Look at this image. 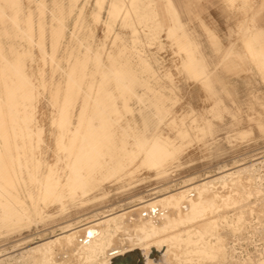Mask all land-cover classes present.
<instances>
[{
  "label": "rangeland",
  "instance_id": "rangeland-1",
  "mask_svg": "<svg viewBox=\"0 0 264 264\" xmlns=\"http://www.w3.org/2000/svg\"><path fill=\"white\" fill-rule=\"evenodd\" d=\"M110 1H104L102 13L96 20L94 12L99 7L98 0H18V8L15 12L6 7L3 14L0 15V50H2L0 51V58L4 54L9 61H15L17 57L24 55L26 63L22 70L23 73H20L23 74L22 77L18 74L15 75L10 68L11 72L4 69L7 66L0 60V74L4 79L0 82V91H2L0 94L4 91L5 100H7H4L2 94L5 117L4 115L0 116V120L5 123L8 117V125L5 123L4 126L11 128L6 127V131L9 129V134L11 133L12 136L16 132H20L21 128H25L26 133L31 136L33 134L32 142L28 143L33 144L35 151L37 150L35 156L39 159L40 164L36 170L32 167L29 168L33 169L32 171L39 176L42 172H48L47 166L52 165L55 174L61 173L63 175L59 182L64 195L67 197L64 205L59 202L47 204L43 200L39 201L43 215L33 217L30 220L25 217L21 225L7 226L0 221V264H43L44 261V264H50L53 261L46 256L47 248L44 247L43 250L33 248L37 244L47 241V238L52 235L63 234L64 232H61L65 228L71 233L74 229L78 230L85 227L87 221L105 218L106 216L114 217L125 210L147 205L146 202L148 203L155 198L158 199L164 194L175 193L180 189L217 178L225 172H240V168L245 169L250 165L246 171L250 168L255 169L257 173L255 174L260 175L261 182L264 183V57L262 58L257 51L263 49L264 54V0H156L159 20L163 25L159 33H156L158 36L154 32L153 34L148 32L150 37L143 34L141 35L142 42L138 43H134L132 40V28L121 24L123 23L121 16L116 21L108 16ZM2 3L6 5L4 1ZM170 7H172V11ZM61 10L63 14H61ZM30 26L32 30L29 31ZM56 38L58 39L57 43L55 42ZM184 41L185 43H183ZM192 42L195 44L194 46ZM55 43L56 45H54ZM53 52L54 54H52ZM87 55L90 58L83 66L88 73H93V77L90 74L87 76L83 93H86L87 85L93 86L95 90L91 93L94 97H89L88 101L85 102L84 112L81 116V127L84 133L82 142L84 140L83 144L90 142L94 145H91L90 148L96 146L98 151L93 149L85 154L83 152L85 145H83L84 147L80 145V150L75 153L74 157L66 150L60 149L55 139L61 130H59L61 127L59 120L64 119L70 109L73 115L78 114L82 109L84 98L81 95L74 103V97L71 95L72 89L69 90L74 81L73 78L69 79L68 72L72 67L71 64L74 63V58L84 61ZM198 58H202V61H198ZM1 68L3 71L6 70L5 74ZM122 69L123 72H121ZM12 74L16 77L15 81L18 82H13ZM127 74H131L133 77L131 78V75ZM4 76H7L6 79ZM9 80L11 86L8 84ZM96 83H101V85H96ZM7 85L8 87H5ZM125 85L126 87H124ZM127 85H132V87L128 86V89ZM14 87L15 90H13ZM7 90L11 94L14 91L15 99L13 95L10 97L9 92L7 94L9 93L10 99L7 97ZM27 93L31 95V100L35 106L32 123L30 122L32 116L26 113L23 99ZM137 93H146L145 98L141 100L137 97ZM33 94L34 98L32 97ZM99 97L101 98L99 99ZM95 98L101 102L97 99L95 101ZM11 99L14 100H12L13 103ZM13 107L14 109L11 110ZM126 107L134 109L133 112L127 111ZM74 118L76 120V116ZM173 118H176L177 123H172ZM27 123H31V130L26 128ZM88 123L91 125L90 129H88L89 127L86 128ZM184 126L192 134L187 143L178 137V129ZM242 132H247V134L241 135ZM0 133V136L2 135L1 141L3 139L1 128ZM142 134L147 138L162 135L164 138L166 137L165 139L169 137V141L178 144L177 147L180 150L173 152L172 155L169 153L168 158H165L166 160L163 162L164 172L163 170L158 171L159 169L153 166L143 164L150 161L146 156L150 154L151 151L147 153L150 148L154 150L157 149L154 148L157 146L158 151L160 148L157 144L154 146L155 143L145 144V141L136 138ZM40 135L41 137H38ZM111 137L113 140L110 139ZM123 138L125 142L129 143V147L136 151L137 157L135 156L136 159L133 161H128L129 164H126V169L121 171L122 177H116L117 175L113 176V173H115L114 169L118 167L119 159L122 160L121 147L118 146L123 144ZM113 142L118 145L117 148L112 147ZM109 144L111 145L109 146ZM144 146V150L147 149L146 152L143 150ZM148 146L151 147L148 149ZM112 153L114 157L109 156ZM76 155H79V158ZM102 156H104L103 159ZM70 159L72 160L71 164L68 161ZM21 161L22 163L26 162L24 154H22ZM107 164L110 167L108 169ZM103 165L105 168L101 167ZM68 166L70 167L68 168ZM21 167L24 170L27 168L26 164H21ZM77 168L79 171L76 170ZM221 168L222 170H220ZM79 172L100 174L98 178L103 180L102 185L90 195L91 197L96 196V198L71 200L72 194L69 192V188L78 187L79 184L77 183H80L78 182ZM65 174L67 175L65 176ZM24 181H28V178H25ZM39 182L40 179L38 178L37 185ZM226 185L224 187L227 188L225 189L227 192H217L211 201H203L202 195L198 196L197 199L199 200L195 199V209L192 214L187 215L185 211L182 213L171 211L173 215L167 220L163 219L164 223L168 221V225L166 223L164 227L159 226L158 228L156 225L142 223L141 227H147L144 230L149 232L150 229L148 235L142 236L141 233H138L137 237L141 238L138 240L136 235L129 231L125 232V234L128 233V236L125 237L128 240L136 238L134 243H142L143 240L157 236L160 230L164 229L163 231H165V227H168L166 231H171L169 234L176 230L177 233L175 231L174 233L179 235L170 241L172 247L176 245L174 248H181L180 253L176 252L179 255L174 253L178 264H220V262L221 264H226L225 262L227 264L231 262L232 264H260V260L264 258V193L257 192L256 195L247 197V194L242 193L243 190L239 185L240 188L236 185L232 187L229 184ZM217 195L220 197L218 198ZM138 196H141L140 199ZM184 199L176 198L171 204H176L179 207L185 202ZM2 207L3 204L0 202V208ZM223 207L226 210H223ZM219 209L224 212L219 214L217 212ZM206 212L210 213L212 219L214 216L213 220L216 221L213 222V227L216 230L214 228L205 229V232H202L204 231L202 228L201 231L199 230L197 221L208 217L204 214ZM67 224L70 225L67 226ZM140 224L141 222L136 225L137 230L141 228ZM148 225L154 228L148 229ZM171 225L175 228L173 229ZM178 226L181 231H179ZM186 226L189 228L187 229ZM245 229L248 230L247 233ZM155 231L159 232L156 233ZM193 231L195 235H193ZM206 231L214 232L216 235L211 232L206 233ZM116 237L118 234L112 237V245ZM103 240L105 241V238ZM210 241L212 242L210 243ZM167 243L169 241L165 242V244ZM139 245L141 244L139 243ZM182 245L184 248L181 247ZM193 247H196L195 250ZM28 250L30 253H27ZM229 252H232V256H229ZM101 254L105 255V252L104 254L101 252ZM221 258L222 260H220ZM181 259L184 260L181 262ZM191 259L193 260L191 261ZM62 260L60 263L65 264L67 262V260H63L64 262ZM54 261L59 262L58 258H55ZM187 261L189 262L187 263Z\"/></svg>",
  "mask_w": 264,
  "mask_h": 264
},
{
  "label": "bare ground",
  "instance_id": "bare-ground-1",
  "mask_svg": "<svg viewBox=\"0 0 264 264\" xmlns=\"http://www.w3.org/2000/svg\"><path fill=\"white\" fill-rule=\"evenodd\" d=\"M5 2L6 5H4ZM105 0H98V5L99 7H97L98 9L94 12V18L95 20L100 17L102 10H103V3ZM166 2V1H165ZM108 3V2H107ZM110 9L107 11V14H109L108 16H110L111 19H113L114 21L117 20V18H119V16H121L122 18V22L121 24H123V26H130L132 28V33H133V42L134 43H138L141 41V35H146L149 36L148 32L152 33L154 32V34L156 36H158L157 34L159 33L161 27H162V22L159 20V12L157 10V5H156V0H111L110 1ZM41 4V3H40ZM167 4V2H166ZM78 5V4H76ZM165 6V5H164ZM168 6V5H167ZM166 6V7H167ZM6 7H8L9 9H11V11L15 12L18 8V0H0V15L3 14V12L5 11ZM71 7V6H70ZM87 7V5H86ZM109 8V6H108ZM169 8V7H168ZM171 11H172V7ZM175 8V7H174ZM40 10V9H39ZM82 10V9H81ZM29 13V12H28ZM174 13V12H173ZM176 13V12H175ZM39 14V13H38ZM61 14H63L62 10H61ZM90 14V13H89ZM167 14V13H166ZM30 15V14H29ZM168 15V14H167ZM171 15V14H170ZM178 15V14H177ZM13 16V15H12ZM92 16V15H91ZM173 16V15H172ZM11 17V16H10ZM9 17V18H10ZM60 17V16H59ZM16 18V17H14ZM100 19V18H99ZM26 20V19H25ZM80 20V19H79ZM175 20V17H174ZM18 21V20H17ZM38 21V20H37ZM120 21V19H119ZM177 21V19H176ZM175 21V22H176ZM100 22V21H99ZM32 23V22H31ZM39 23V22H38ZM116 23V22H115ZM180 23V22H179ZM15 24H17V22L15 21ZM29 25V24H28ZM95 26V24H93ZM181 25V24H180ZM115 26V25H114ZM28 27V26H27ZM119 27V26H118ZM181 27V26H180ZM41 28V26H40ZM62 28V27H61ZM95 28V27H94ZM106 28V27H105ZM174 28V27H173ZM34 29V28H33ZM172 29V28H171ZM170 29V31H171ZM32 30V27L30 26L29 31ZM112 30V29H111ZM182 30V29H181ZM24 31V30H22ZM60 31V30H59ZM58 31V32H59ZM67 31V30H66ZM179 31V30H178ZM211 31V30H210ZM25 32V31H24ZM23 32V33H24ZM163 32V31H162ZM183 32V31H182ZM199 32V31H198ZM131 33V31H130ZM157 33V34H156ZM166 33V32H165ZM54 34L56 35V33L54 32ZM183 34V33H182ZM186 34V33H185ZM184 34V36H185ZM197 34V33H196ZM21 35V34H20ZM58 35V34H57ZM120 35V34H119ZM130 35V34H129ZM189 35V34H187ZM32 36V35H31ZM42 36V35H41ZM44 36V35H43ZM59 36V35H58ZM72 36V35H71ZM199 36V35H198ZM150 37V36H149ZM155 37V36H154ZM178 37V36H177ZM176 37V38H177ZM186 37V36H185ZM42 38V37H41ZM57 39V38H56ZM148 39V38H146ZM161 39V38H160ZM153 40V39H152ZM189 41V40H188ZM187 41V43H189ZM191 41V40H190ZM56 43L58 42V39L55 41ZM83 42V41H82ZM132 42V43H133ZM142 42V41H141ZM56 43L54 45H56ZM185 43V41L183 42ZM193 43V42H192ZM1 44V43H0ZM88 44V43H87ZM112 45V44H111ZM163 45V44H162ZM185 45V44H184ZM195 44L193 43V46ZM89 46V45H88ZM191 46V45H190ZM197 46V45H196ZM1 47V46H0ZM53 47V46H52ZM188 47V46H187ZM192 47V46H191ZM250 48V46H248ZM55 48V47H54ZM53 48V49H54ZM198 48V47H197ZM52 49V51H53ZM56 49V48H55ZM78 49V48H77ZM84 49V48H83ZM194 49V47H193ZM90 50V49H89ZM187 50V49H186ZM251 50V49H250ZM263 49H259L257 50L259 55L263 58L264 54L262 52ZM2 51V50H0ZM4 51V49H3ZM29 51V50H28ZM189 51V50H188ZM199 51V50H198ZM255 51V50H254ZM195 52V51H194ZM193 52V53H194ZM1 53V52H0ZM179 53V52H178ZM192 53V54H193ZM252 53V52H251ZM54 54V52L52 53ZM98 54V53H97ZM190 54V55H192ZM23 55V54H20ZM194 55V54H193ZM257 55V54H256ZM258 55V56H259ZM50 56V55H49ZM53 56V55H52ZM195 56V55H194ZM257 56V57H258ZM68 57V56H67ZM98 57V55H97ZM152 57V56H151ZM189 57V56H188ZM193 57V56H192ZM196 57V56H195ZM86 58V60H85ZM84 58V61H81L80 59L74 58L75 60L73 61V65L71 64V69L68 72V76L69 79L73 78V85L71 86V88L69 90L72 89V93L71 95H73L74 97V103L77 102V99L79 97L84 98V102L82 104V109H80L78 114L73 115L72 110L70 109L69 113H67L66 117L64 119H62L61 121L59 120V125L61 126L59 128L60 132L59 134L55 135L56 137V141H57V145L60 149L62 150H66L68 153H70L71 156L75 157V153L79 152V146L80 145H85L84 151L85 154H87L90 150L92 151L97 150L96 146L93 147L92 149L90 148L91 144L90 142L84 143L82 142V138H83V128L81 127L82 125V121H81V116L83 115L84 112V105L85 102H87L88 98H93L94 95H91L92 91L95 90L93 89V86L89 87V85H87V91L86 93H83L84 91V84L86 83L85 80L87 79V76L90 74L86 71L85 66H83L84 64H86L87 59L90 58L89 55H87V57ZM140 58V57H139ZM190 58V57H189ZM256 58V57H255ZM253 58V59H255ZM28 59V58H27ZM145 59V58H144ZM192 59V58H190ZM197 59V58H196ZM199 59V58H198ZM1 62H3V64H5L7 67L4 69H8L9 68L13 71V73L18 74L19 76L21 75L23 77V73L22 70L23 68L26 66L25 63V59H24V55L17 57L15 59V61H9L4 54L1 55L0 58ZM61 60V59H60ZM63 60V59H62ZM113 60V59H112ZM202 61V58L199 59L198 61ZM145 61V60H143ZM156 61V60H154ZM197 61V60H196ZM129 62V61H128ZM37 63V62H36ZM61 63V62H60ZM97 63V62H96ZM196 63V62H195ZM262 63V62H261ZM2 64V63H1ZM148 64V62H147ZM202 64V63H201ZM126 65V64H125ZM197 65V64H196ZM203 65V64H202ZM258 65V63H257ZM87 66V65H86ZM150 66V65H149ZM148 66V67H149ZM198 66V65H197ZM5 67V66H4ZM67 67V66H66ZM99 67V65H98ZM155 67V66H154ZM125 68V67H124ZM144 68V67H143ZM153 68V67H151ZM120 69V68H119ZM197 69V68H196ZM201 69V68H200ZM1 70L3 71V69L1 68ZM5 70V71H6ZM11 70H9L11 72ZM199 70V68H198ZM5 71L4 74L6 73ZM128 71V70H127ZM133 71V70H132ZM200 71V70H199ZM123 72V69L122 71ZM126 72V71H125ZM155 72V71H154ZM153 72V74H154ZM205 72V71H204ZM9 73V72H8ZM52 73V72H51ZM98 73V72H97ZM101 73V72H100ZM114 73V71H113ZM152 73V72H151ZM199 73V72H198ZM203 73V71H202ZM33 74V73H32ZM96 74V73H95ZM103 74V73H101ZM121 74V73H120ZM168 77H169V72L167 73ZM206 74V72H205ZM11 75V74H9ZM13 75V74H12ZM93 73L90 74V76H92ZM119 75V74H118ZM122 75V74H121ZM127 75H131V74H127ZM165 75V74H164ZM8 76V75H7ZM7 76H4L7 77ZM18 76V77H19ZM155 76V75H154ZM161 76V75H160ZM171 76V75H170ZM205 76V75H204ZM3 76H1L0 74V82L4 79H2ZM14 77V75H13ZM93 77V76H92ZM133 76L131 75V78ZM152 77V75H151ZM9 78V76H8ZM14 77V81L12 79V81L14 83L18 82L15 81ZM30 78V77H29ZM105 77H103V80ZM130 78V79H131ZM161 78V77H160ZM6 79V78H5ZM10 79V78H9ZM153 79V78H152ZM151 79V80H152ZM166 79V78H165ZM18 80V79H17ZM103 80H100V82H103ZM138 80V78H137ZM123 81V80H122ZM131 81V80H130ZM149 81V79H148ZM7 82V80H6ZM11 81L9 80V85L11 86ZM70 82V81H69ZM91 82V81H90ZM99 82V81H98ZM133 82V80H132ZM131 82V83H132ZM156 82V81H155ZM26 83V82H25ZM63 83H65L63 81ZM68 83V82H67ZM144 83V82H143ZM148 83V82H147ZM6 84V83H5ZM99 83H96V85H98ZM125 84V83H124ZM130 84V83H129ZM134 84V83H133ZM13 85V84H12ZM24 85V84H23ZM95 85V83H94ZM101 85V83L99 84ZM160 85V84H159ZM178 85V84H177ZM15 86V85H14ZM128 86L132 85H127V88L129 89ZM1 87V86H0ZM5 87H8L5 86ZM16 87V86H15ZM15 87L13 90H15ZM126 87V85L124 86ZM135 87V86H134ZM155 87V86H154ZM3 88V85H2ZM17 88V87H16ZM94 88H97L96 86H94ZM122 88V87H121ZM150 88V87H149ZM170 88V87H169ZM168 88V90H169ZM99 89V88H98ZM2 90V89H1ZM4 90V89H3ZM9 90V89H8ZM6 91V95H8L10 92ZM18 90V89H16ZM21 90V89H20ZM135 90V89H134ZM165 90V89H164ZM23 91V90H22ZM124 91V90H123ZM130 91V90H129ZM170 91V90H169ZM2 92V91H0ZM7 92H9L7 94ZM12 92V90H11ZM26 92V91H25ZM59 92V91H58ZM57 94H55L56 98H57ZM103 92V91H102ZM131 92V91H130ZM172 92V91H171ZM17 93V92H15ZM107 93V92H106ZM156 93V92H155ZM4 95V91L2 93ZM2 94H0V116L2 117V115H4V111H3V103H2ZM11 94V93H10ZM99 94V92H98ZM135 94V93H134ZM154 94V93H153ZM157 94V93H156ZM161 94V93H160ZM14 97V91L12 92L10 97ZM20 95V93H19ZM17 95V96H19ZM133 95V94H132ZM146 93H137V97H139L141 100H143L145 98ZM2 96V97H1ZM99 96V95H98ZM9 97V95L7 96ZM9 97V99H10ZM32 97L34 98V94L32 95ZM97 97V95H96ZM171 97V96H168ZM188 97V96H187ZM4 100L5 95H4ZM17 98V97H16ZM21 98V95H20ZM101 97H99L100 99ZM103 98V97H102ZM166 98V97H165ZM18 99V98H17ZM24 103L26 106V113L28 115H31L32 118L30 117V122H33V114H34V104L31 100V95L29 93H27L26 96H24ZM98 101H100L98 98H95ZM13 99H11L12 101ZM7 101V100H5ZM14 101V100H13ZM12 101V103H13ZM91 101V100H90ZM126 101V100H125ZM101 102V101H100ZM6 103V102H5ZM7 104V103H6ZM93 104V103H92ZM96 104H99L96 102ZM17 105V104H15ZM90 105V104H89ZM100 105V104H99ZM9 106V105H8ZM12 106V105H11ZM14 106V105H13ZM119 106V105H118ZM91 107V106H90ZM127 111L129 112H133L134 109L130 108V107H126ZM13 108H11V110H13ZM69 109V108H67ZM239 109V108H238ZM10 110V109H9ZM8 110V113L10 112ZM91 110V109H90ZM166 110V109H165ZM7 111V110H6ZM62 111V109H61ZM163 112V110H162ZM169 112V111H167ZM25 113V114H26ZM57 114V113H56ZM7 115V114H6ZM260 115V114H259ZM21 116V115H20ZM76 116V120L75 117ZM196 116V115H195ZM5 117V115H4ZM126 117V116H125ZM175 117V116H174ZM9 118H11L9 116ZM3 119V118H2ZM27 119V118H26ZM29 119V118H28ZM27 119V120H28ZM36 119V118H35ZM85 119V117H84ZM188 119V118H187ZM190 119V118H189ZM195 119V118H194ZM193 119V120H194ZM210 119V118H209ZM0 128L2 129V134H3V139H1L0 141V202L3 204V207L0 208V221L3 222L4 225L7 226H13V225H21L22 222L24 221L25 217L28 218L29 220L32 219L33 217H40L43 215V211L40 207V202L39 201H44L45 203H51V202H59L62 205H64L65 203V199L67 198L66 195H64V191L61 187V183L59 182L60 179L63 177V175L61 173L55 174V170H53V166L49 165L47 166L48 172H42L40 173L39 176H37L36 173H34L29 167H32L36 170V168H39V164L40 161L38 158H36V151L35 148L28 142H32L31 138L32 136L29 133H26L25 128H21L20 132H16V134L14 136L9 134V128L8 126H4V124L8 121V117H7V122L3 123L2 120H0ZM4 121V119H3ZM89 121V120H88ZM99 121V119H98ZM195 121V120H194ZM203 121V120H202ZM22 122V121H21ZM92 122V121H90ZM177 123L176 118L172 119V123ZM3 123V124H2ZM29 123V122H28ZM27 123V124H28ZM28 124L26 126V128H28L29 130H31L30 128H32V125ZM169 123V122H168ZM91 124V123H90ZM8 125V124H7ZM13 125V123H12ZM11 125V126H12ZM15 125V124H14ZM58 125V127H59ZM95 125V124H93ZM92 125V126H93ZM187 125V124H185ZM190 125V124H189ZM193 125V124H192ZM200 125V124H199ZM10 126V125H9ZM10 126V127H11ZM86 126V125H85ZM89 123L86 126V128L90 129ZM259 126V125H258ZM6 127H8L9 129L6 131ZM20 127V126H18ZM195 127V126H194ZM200 127V126H199ZM15 128V127H14ZM39 128V127H38ZM114 128V127H113ZM193 128V127H191ZM40 129V128H39ZM43 129V128H42ZM96 129V128H95ZM99 129V128H98ZM97 129V130H98ZM177 129V128H176ZM198 129V128H197ZM14 130V129H12ZM27 130V129H26ZM204 130V129H203ZM11 131V130H10ZM16 131V130H14ZM88 131V130H87ZM101 131V130H100ZM114 131V130H113ZM119 131V130H118ZM197 131V130H196ZM33 132V131H31ZM53 132V131H52ZM43 133V132H42ZM1 134V133H0ZM13 134V133H12ZM44 134V133H43ZM42 134V135H43ZM109 134V133H108ZM111 135L112 132H110ZM160 134V133H159ZM196 134V133H195ZM247 132H242L241 135H246ZM39 135V134H38ZM109 135V136H111ZM194 135V134H193ZM2 136V135H1ZM0 136V137H1ZM234 136V135H233ZM38 137H41L38 136ZM178 137L180 139H182L183 141H189V138L192 137V134L190 133V130L187 127H182L178 129ZM37 138V137H36ZM43 138V137H42ZM45 138V137H44ZM138 140H142L145 141V144L148 143H152L156 146V144L159 146V151L157 150L158 147H153L157 148V149H149L148 146L147 148L149 149L147 153L150 154H145L147 156V158L150 160L149 162L146 161L143 164L147 165V166H153L156 169L163 170L164 172V168H163V162L164 160H166L165 158L177 150H180V148L177 147L178 144L169 141V137H167L168 139H165L162 135H155L152 138H147L145 135H139L136 137ZM163 138V140H162ZM217 138V137H216ZM14 139V140H13ZM33 139V138H32ZM66 139V140H65ZM112 139V137L110 138ZM109 139V140H110ZM124 139V138H123ZM122 139V140H123ZM113 140V139H112ZM172 140V139H171ZM41 141V140H40ZM46 142V141H45ZM82 142V144H81ZM109 142V141H108ZM42 143V142H41ZM107 143V142H106ZM114 143V142H113ZM178 143V142H177ZM44 144V142H43ZM112 144V143H111ZM109 144V146L111 145ZM120 144V143H119ZM149 144V145H150ZM181 144V143H179ZM106 145V144H105ZM45 146V145H44ZM94 146V145H93ZM107 146V145H106ZM117 144H113L112 147H116L117 148ZM39 147V146H38ZM46 147V146H45ZM84 147V146H83ZM121 147V156H122V160L120 161L119 159V163H118V167L117 169H114L115 173H113V176L116 177H122L123 173H121V171H124L126 169V164L128 163L129 160L136 159L135 156L136 151L132 148L129 147V143L124 142L122 145L118 146ZM138 147V146H137ZM172 147V148H171ZM5 148V149H4ZM40 148V147H39ZM115 148V149H116ZM44 149V148H42ZM114 149V148H113ZM112 149V150H113ZM114 149V150H115ZM145 149V146L143 148V150ZM45 150V149H44ZM111 150V148H110ZM109 150V151H110ZM41 151V149H40ZM65 151V152H66ZM98 151V150H97ZM118 151V150H117ZM146 150H144V152H146ZM46 152V151H45ZM66 152V153H67ZM82 152V153H83ZM40 153V152H39ZM42 153V152H41ZM73 153V154H72ZM142 153V152H140ZM170 153V154H169ZM177 153V152H176ZM22 154H24V160L26 161L25 163H22L21 158H22ZM81 154V152H80ZM107 154V153H106ZM117 154V153H116ZM167 154V155H166ZM169 154V155H168ZM67 155V154H66ZM149 155V156H148ZM166 155V156H164ZM174 155V154H173ZM181 155V154H180ZM179 155V156H180ZM79 158V155H76ZM99 156V155H98ZM114 157V154L112 153V155H109ZM117 156V155H116ZM119 156V155H118ZM164 156V157H163ZM262 156V155H261ZM73 157V158H74ZM97 157V156H96ZM95 157V158H96ZM104 156H102L103 159ZM137 157V156H136ZM40 158V157H39ZM121 158V157H120ZM172 158V157H171ZM170 158V159H171ZM175 158V157H174ZM181 158V157H180ZM60 159V158H59ZM67 159V158H66ZM98 160V158H96ZM114 159V158H113ZM84 160V158H83ZM116 160V159H115ZM173 160V159H172ZM264 160V159H263ZM46 161V160H45ZM69 164H71V159L68 160ZM106 161V160H105ZM112 161V160H111ZM168 161V160H167ZM80 162V161H79ZM92 162V161H91ZM95 162V161H94ZM115 162V161H114ZM130 162V161H129ZM264 162V161H263ZM96 163V162H95ZM98 163V162H97ZM117 163V162H116ZM132 163V162H131ZM146 163V164H145ZM233 163V162H232ZM256 163V162H255ZM21 164H26V170H24L21 167ZM101 164V163H100ZM129 164V163H128ZM263 164V163H262ZM82 165V164H81ZM117 165V164H116ZM173 165V164H172ZM71 166V165H70ZM68 166V168L70 167ZM99 166V165H98ZM231 166V165H230ZM250 165H248L246 168H248ZM258 166V165H257ZM67 167V166H66ZM76 167V166H75ZM102 168H105V165L101 166ZM169 167V166H168ZM221 167V166H220ZM224 167V166H223ZM252 167V166H251ZM254 167V166H253ZM42 168V167H41ZM101 168V169H102ZM110 168L109 165L107 164V169ZM149 168V167H148ZM167 168V167H166ZM228 168V167H227ZM243 168V167H242ZM245 169H241L238 170L240 172H230L229 173H224L223 175L220 174L219 177H215L213 179H209L200 183H197L196 185H192L190 187L187 188H183L178 190V192L175 193H168V194H164L162 196H160V198H155L154 200L150 201V202H146L147 205L144 204V206H140V207H136L133 208L131 210H125L124 212H121L120 214H116V216H106L105 218H96L94 220H90L87 221L85 223V227L80 228V229H74L71 233L68 232L69 230H66V228L61 232L63 234L60 235H52L51 237H48L47 241H43L40 244H37L35 246V248L33 249H40L43 250L42 248H47V255L48 258H50V260L52 259L53 262H51L50 264H64V263H60V260H64L67 262L65 264H178L177 259L175 260V255H179V250L178 248H174L172 247V243L170 241L174 240L176 237H178L179 235L175 234L174 231L176 232V230H173L172 234H169V232L171 231H166V229L168 227H165V231H161L159 232V234H157V236L154 237H149L148 239L143 240V242H136L134 243V240L136 238H132L130 240H128V238H126L125 236H128V233L125 234V232H131L133 234L136 235L141 233L142 236L148 235L150 233V227L154 228L153 226L148 225V229L149 232H147L146 230H144L147 227H141L142 223L143 224H152V225H156L158 226H165L166 223L168 221H166V223H164L163 219H169L173 213H171V211H177L179 213H182V211H185L187 213V215L192 214V211L195 209V199H197L198 196L202 195V197L206 200L203 199V201H211L213 199V197L217 194V192H224L225 193V189H227L226 187H224L226 184L231 185V187L233 185L236 186H240L242 188V193L244 192L245 194H247V197H250L252 195H256L257 192L264 193V183L261 182V177L260 175H256V170L255 169H251L246 171ZM256 168V167H255ZM100 169V170H101ZM155 169V170H156ZM77 171H79V168L76 169ZM92 170V169H91ZM99 170V171H100ZM170 170V169H169ZM222 170V168L220 169ZM243 170V171H242ZM245 170V171H244ZM59 171V170H58ZM98 171V170H97ZM106 171V170H105ZM112 171V170H111ZM112 171V172H114ZM127 171V170H126ZM228 171V170H227ZM232 171V170H231ZM107 172V171H106ZM109 172V170H108ZM142 172V171H141ZM222 172V171H221ZM224 172V171H223ZM222 172V173H223ZM103 173V171H102ZM111 173V172H110ZM119 173V174H118ZM131 173V172H129ZM256 173V174H255ZM106 174V173H105ZM104 174V175H105ZM162 174V173H161ZM160 174V175H161ZM67 174H65L66 176ZM100 175V174H99ZM97 174L95 173H82L79 172L78 173V182L79 184L78 187L76 188H69V192H71L72 194V198L71 200L75 201L76 199H85L88 198L87 200H90L92 198H96V196H90L91 194H93V192L95 190H98L99 187H101L102 185V181L103 180H99ZM111 175V176H112ZM262 176V175H261ZM100 177V176H99ZM263 177V176H262ZM28 178V181H24V179ZM40 179L39 184L37 185L36 181L37 179ZM105 178V177H104ZM107 178V176H106ZM121 179V178H120ZM142 179V178H141ZM117 180V179H116ZM194 180V178H193ZM111 181V180H110ZM191 181V180H190ZM189 181V182H190ZM177 182V181H176ZM197 182V181H196ZM41 183V184H40ZM63 183V182H62ZM75 183V184H76ZM65 185V184H64ZM183 185V184H182ZM187 185V184H186ZM43 186V187H42ZM227 186V185H226ZM238 186V187H239ZM181 187V186H180ZM235 187V186H234ZM239 187V188H240ZM129 188V187H128ZM162 188V187H161ZM66 189V188H65ZM159 189V188H158ZM165 189V188H164ZM175 189V188H174ZM233 189V188H231ZM67 190V189H66ZM158 191V190H157ZM156 192V191H155ZM154 192V193H155ZM227 192V191H226ZM258 193V194H259ZM104 194V193H103ZM222 194V193H221ZM220 195V194H219ZM234 195V194H233ZM237 195V194H235ZM240 195V193H239ZM243 195V194H242ZM246 196V195H245ZM244 196V197H245ZM80 197V198H79ZM139 199L141 196H138ZM217 197L219 198L220 196L217 195ZM216 197V198H217ZM223 197V196H222ZM240 197V196H239ZM246 197V199H247ZM145 198V197H144ZM176 198H185V202L183 204H180L179 207H177L178 205L176 204H171L174 203L173 200ZM217 198V199H218ZM224 198V197H223ZM230 198V197H229ZM232 198H235L232 196ZM142 199V198H141ZM215 199V198H214ZM222 199V198H221ZM134 200V198H133ZM199 200V199H197ZM202 200V199H201ZM219 200V199H218ZM225 200V198H224ZM86 201V200H85ZM230 201V200H229ZM233 201V200H232ZM6 202V203H4ZM139 202V201H138ZM200 202V201H199ZM81 203V202H80ZM143 203V202H141ZM203 203V202H201ZM200 203V205H201ZM205 203V202H204ZM213 203V202H212ZM224 203V202H223ZM261 203V202H260ZM79 204V203H78ZM215 204V203H214ZM232 204V203H231ZM240 204H244V203H240ZM202 205H206V204H202ZM216 205V204H215ZM218 206L220 205L219 203L217 204ZM262 205V204H261ZM209 206V205H208ZM217 206V207H218ZM233 206V205H232ZM202 207V206H201ZM205 207V206H204ZM207 207V206H206ZM237 207V206H236ZM245 207V206H244ZM114 208V207H113ZM203 208V207H202ZM213 208V207H212ZM228 208V207H227ZM240 206L238 207L239 210ZM214 209V208H213ZM225 209V207H223V210ZM226 210V209H225ZM234 210V209H233ZM257 210V209H256ZM262 210V209H261ZM114 211V210H113ZM205 211V210H203ZM207 211V210H206ZM210 211V210H209ZM231 211V210H230ZM237 211V210H236ZM47 212V211H46ZM174 212V213H175ZM184 212V214H185ZM196 213V211H194ZM199 212V210H198ZM216 212V210H215ZM219 214H222V212L220 209L217 211ZM216 212V213H217ZM228 212V211H226ZM256 212V211H254ZM47 214V213H46ZM94 214V213H93ZM206 215H208V217L206 216V218H202L199 219L197 221L198 227H200V231L201 228L206 230H210L212 228L215 229V227H213V222L216 220L210 217V213L206 212L204 213ZM230 214V213H229ZM238 214V213H237ZM91 215V214H90ZM110 215V214H109ZM175 215V214H174ZM181 215V214H180ZM183 215V214H182ZM203 215V212H202ZM233 215V214H232ZM231 215V216H232ZM193 216V215H191ZM190 216V217H191ZM198 216V215H197ZM200 216V215H199ZM217 216V215H215ZM226 216V215H225ZM44 217V216H43ZM178 217V216H177ZM184 217V216H183ZM189 216H187L188 218ZM201 217V216H200ZM204 217V216H203ZM220 217V216H219ZM230 217V215H229ZM176 218V217H175ZM192 218V217H191ZM196 218V217H195ZM221 218V217H220ZM232 218V217H230ZM246 218V217H245ZM41 219V218H40ZM88 219V218H87ZM86 219V220H87ZM189 219V218H188ZM222 219V218H221ZM239 219V218H238ZM173 220V219H172ZM172 220H169L170 222ZM180 220V217H179ZM182 220V219H181ZM224 220V218L222 219ZM227 220V218H226ZM225 220V221H226ZM231 220V219H230ZM229 220V221H230ZM235 220V217H234ZM184 221V220H183ZM188 221V220H187ZM218 221V219H217ZM223 221V222H225ZM75 222V221H74ZM141 222V224L139 225L141 228L137 230V226L138 223ZM222 221L220 220V223ZM71 223V222H70ZM192 223V222H191ZM194 223V222H193ZM216 223V222H215ZM218 223V222H217ZM216 223V224H217ZM228 223V222H227ZM171 224V223H170ZM173 224V223H172ZM215 224V225H216ZM70 225V224H69ZM67 224V226H69ZM84 225V223H83ZM168 225V223H167ZM184 225V224H183ZM188 225V224H187ZM191 227V224H189ZM196 225V224H195ZM219 225V224H218ZM227 226V224H225ZM241 225V224H239ZM45 226V225H44ZM172 226V225H171ZM182 228V225H180ZM193 226V225H192ZM223 226V225H222ZM257 226V225H256ZM261 226V225H260ZM1 227V226H0ZM71 227V226H70ZM73 227V226H72ZM82 227V226H81ZM173 227V226H172ZM179 227V226H178ZM187 227V226H186ZM235 227V226H234ZM12 228V227H11ZM74 228V227H73ZM72 228V229H73ZM175 228V226L173 227V229ZM180 228V227H179ZM181 228L179 231H181ZM184 228V227H183ZM189 227H187L188 229ZM237 228V227H235ZM234 228V231H236ZM247 228V227H246ZM162 229V228H161ZM185 229V228H184ZM193 229V227H192ZM51 230V229H50ZM53 230V229H52ZM152 230V229H151ZM159 230V229H158ZM195 230V227H194ZM216 230V229H215ZM246 230V229H245ZM252 230V229H251ZM54 231V230H53ZM67 231V232H66ZM178 231V230H177ZM227 231V230H226ZM248 230H246L247 233ZM257 231V230H256ZM254 231V232H256ZM44 232V231H43ZM52 232V231H51ZM152 232V231H151ZM156 232V231H155ZM156 232V233H158ZM185 232V231H184ZM188 232V231H187ZM194 232V231H193ZM191 232V233H193ZM210 233L211 231H206V233ZM229 232V231H228ZM240 232V231H239ZM250 232V231H249ZM69 233V234H68ZM177 233V232H176ZM180 233V232H179ZM183 233V232H182ZM186 233V232H185ZM184 233V234H185ZM189 233V232H188ZM212 233V232H211ZM214 233V232H213ZM212 233V234H213ZM118 234V237H116V239L114 240V244L112 245L111 242L113 241L112 237L114 235ZM132 234V235H133ZM198 234V233H197ZM211 234V235H212ZM195 235V232L194 234ZM214 235H216V233H214ZM33 236V235H32ZM139 236V235H138ZM188 236V234H187ZM209 236V235H208ZM219 236V234H218ZM130 237V236H129ZM147 237V236H146ZM194 237V236H193ZM198 237V235H197ZM196 237V238H197ZM201 237V235H200ZM210 237V236H209ZM207 237V238H209ZM216 237V236H215ZM214 237V238H215ZM247 237V236H246ZM30 238V237H29ZM45 238V237H44ZM105 238V241L103 240ZM138 238V237H137ZM156 238V239H155ZM158 238V239H157ZM186 238V237H185ZM190 238V237H189ZM194 238V239H196ZM232 238V237H231ZM237 238V237H236ZM107 239V240H106ZM141 239V238H140ZM138 238V240H140ZM180 239V238H179ZM177 239V240H179ZM188 239V237H187ZM200 239V238H199ZM213 239V238H211ZM210 239V240H211ZM228 239V238H227ZM24 240V239H23ZM27 240V239H26ZM103 240V242H102ZM137 240V239H136ZM206 240V239H205ZM214 240V239H213ZM212 240V241H213ZM219 240V239H218ZM230 240V238H229ZM249 240V239H248ZM261 240V239H260ZM166 241H169V243L165 244ZM183 241V240H182ZM187 242V240H185ZM210 241V243L212 242ZM18 242V241H17ZM34 242V241H33ZM38 242V241H37ZM178 242V241H177ZM215 242V241H214ZM139 243L141 245H139ZM174 243V242H173ZM182 243V242H181ZM184 243V242H183ZM189 243V242H188ZM199 243V242H198ZM178 244V243H177ZM216 244V243H215ZM185 245V244H184ZM194 245V244H193ZM197 244H195L196 246ZM261 245V244H260ZM186 246V245H185ZM189 246V245H188ZM192 246V245H191ZM198 246V245H197ZM212 246V245H211ZM226 246V245H225ZM17 247V246H16ZM21 247V246H20ZM178 247V246H177ZM182 248H184V246H181ZM214 247V245H213ZM256 247V246H255ZM18 248V247H17ZM109 248V249H108ZM194 248V247H193ZM196 248V247H195ZM194 248V250H195ZM202 248V246H201ZM212 248V247H211ZM14 249V248H13ZM31 249V248H30ZM198 249V247H197ZM218 249V248H217ZM231 249V248H230ZM191 250V249H190ZM189 250V251H190ZM201 250V249H200ZM263 250V249H262ZM8 251V250H7ZM184 251V250H183ZM186 251V250H185ZM232 251V250H230ZM257 251V250H256ZM2 252V251H1ZM41 252V251H40ZM101 252H105V255H102ZM179 252V253H176ZM182 252V251H181ZM27 253H30V250L27 251ZM176 253V254H174ZM186 253V252H185ZM231 253V254H230ZM41 254V253H40ZM187 254V253H186ZM189 254V253H188ZM196 254V253H194ZM223 254V253H222ZM221 254V255H222ZM256 254V253H255ZM254 254V255H255ZM1 255V253H0ZM3 255V254H2ZM184 255V254H182ZM180 255V256H182ZM234 255V254H233ZM45 256V258H46ZM58 256V257H57ZM190 256V254H189ZM193 256V255H192ZM191 256V257H192ZM229 256H232V252H229ZM229 256H227V258L229 259ZM250 256V255H249ZM261 256V254H260ZM42 257V256H41ZM177 257V256H176ZM264 257V256H263ZM55 258H58L59 262L54 261ZM188 258V257H187ZM194 258V257H193ZM238 258V257H237ZM28 259V258H27ZM34 259V257L32 258V260ZM40 259V258H39ZM195 259V258H194ZM214 259V258H212ZM227 259V260H228ZM259 259V258H258ZM37 260V258H36ZM62 260V262H64ZM184 259H181V262ZM193 259H191L192 261ZM222 260V258L220 259ZM234 260V259H233ZM256 260V259H255ZM30 261V260H29ZM210 261V260H209ZM232 261V259H231ZM230 261V262H231ZM235 261V260H234ZM241 261V260H240ZM239 261V262H240ZM31 262V261H30ZM34 262V261H33ZM37 262V261H36ZM189 261H187L188 263ZM215 262V261H214ZM236 262V261H235ZM234 262V263H235ZM248 262V261H247ZM250 262V261H249ZM35 263V262H34ZM45 263V261H44ZM43 263V264H44ZM186 263V262H185ZM209 263V262H208ZM213 263V262H212ZM227 264V262H225ZM229 263V262H228ZM256 263V262H255ZM264 263V258L263 260H260L259 262ZM27 264V263H26ZM37 264V263H36ZM40 264V263H39ZM48 264V263H47ZM221 264V262H220ZM224 264V263H223ZM229 264H232L229 263ZM254 264V263H253Z\"/></svg>",
  "mask_w": 264,
  "mask_h": 264
}]
</instances>
